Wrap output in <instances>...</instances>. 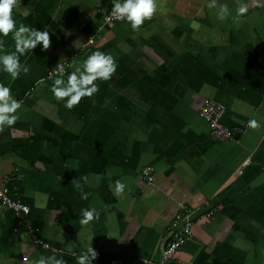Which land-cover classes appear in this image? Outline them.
<instances>
[{"label": "crops", "instance_id": "crops-1", "mask_svg": "<svg viewBox=\"0 0 264 264\" xmlns=\"http://www.w3.org/2000/svg\"><path fill=\"white\" fill-rule=\"evenodd\" d=\"M156 2L133 30L104 24L114 0H22L18 22L47 27L51 45L22 56L31 71L15 81L0 72L24 102L0 131V193L30 208L25 218L0 208V264L48 255L76 264L91 243L93 264H159L182 206L194 212L193 237L168 264H264V6L217 0L230 9L221 20L209 0ZM240 3L249 12L237 17ZM3 40L13 51L11 34ZM96 50L112 53L117 71L68 109L51 73ZM205 100L225 108L234 139L213 138ZM148 166L152 185L141 177ZM84 208L98 219L82 225ZM28 224L50 250L35 246Z\"/></svg>", "mask_w": 264, "mask_h": 264}, {"label": "clouds", "instance_id": "clouds-1", "mask_svg": "<svg viewBox=\"0 0 264 264\" xmlns=\"http://www.w3.org/2000/svg\"><path fill=\"white\" fill-rule=\"evenodd\" d=\"M22 0H0V72H7L13 81L20 75L28 74L31 71L27 61L21 60L29 51H33L38 45H42L47 50L51 45L50 30L47 27L39 29L28 24L19 23L17 14L20 13ZM257 7L264 6V0H255ZM209 8H216L218 18L223 20L230 14L228 3L217 4V0H209ZM157 11L156 0H114L110 10L111 14L107 18L109 24L113 18L126 21L133 30H138L146 19H151ZM249 12L248 3H240L235 10L237 17L245 16ZM27 15L25 11L23 13ZM15 42L13 51H2L4 48L3 38L8 37ZM71 72H66L65 64L60 63L53 69L56 78L49 86L53 96L57 101H63L65 107L72 109L78 105L83 98L92 97L99 91L97 81L111 80L116 73L118 64L116 58L110 52L96 50L88 54L77 66H72ZM38 84L45 83L42 77ZM23 101L13 94L11 86L0 81V131L5 127L16 124L20 118L18 110L22 109ZM250 128H258L261 123L256 118L248 121ZM126 184L117 179L114 182V195L119 197L125 192ZM82 198L87 199V193L82 194ZM27 211V209H25ZM94 219H98L95 208H84L80 223L88 225ZM97 251L92 243L76 257V264H93L97 258ZM33 264H68L63 258L56 255L41 256Z\"/></svg>", "mask_w": 264, "mask_h": 264}, {"label": "built area", "instance_id": "built-area-1", "mask_svg": "<svg viewBox=\"0 0 264 264\" xmlns=\"http://www.w3.org/2000/svg\"><path fill=\"white\" fill-rule=\"evenodd\" d=\"M111 12H108L104 16V24L109 25L108 17ZM124 21L112 19L111 24L121 23ZM65 64L66 72L68 65ZM51 76H56V73L53 71ZM200 116L206 120L211 128V134L214 139L218 141H229L234 139L236 133L231 129L226 127L223 123V117L225 114V108L212 100H205L202 104L200 111ZM250 164V161H246L243 164V167H247ZM155 169L153 167H145L141 170V177L146 182L147 185H152L154 182ZM0 208H7L8 210L13 211L18 216H23L24 218L30 213V208L16 202L9 198L6 192L0 193ZM27 209V211H25ZM194 212L186 206L180 208V214L177 216V222L175 226L177 227L173 231L170 239L165 244L164 249L162 250L161 260L159 264H168L177 258L178 252L184 247L186 242L193 237V226H194ZM28 232L33 237V242L36 247L50 250L51 246L40 239L38 235L40 234V229L35 228L32 225H27ZM59 252V251H58Z\"/></svg>", "mask_w": 264, "mask_h": 264}]
</instances>
